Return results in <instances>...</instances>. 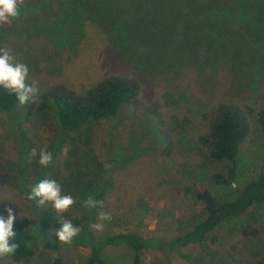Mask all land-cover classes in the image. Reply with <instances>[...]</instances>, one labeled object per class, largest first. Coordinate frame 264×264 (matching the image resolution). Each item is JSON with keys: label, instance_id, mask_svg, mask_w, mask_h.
<instances>
[{"label": "trees", "instance_id": "obj_1", "mask_svg": "<svg viewBox=\"0 0 264 264\" xmlns=\"http://www.w3.org/2000/svg\"><path fill=\"white\" fill-rule=\"evenodd\" d=\"M18 7V17L0 24V48L6 47L15 62L27 65L25 83L35 82L38 92L20 105L14 93L0 86V116L5 118L6 130L0 136L12 151L5 155L0 147V160L17 174L11 196L0 194L15 207L16 237L12 242L17 247L10 256L37 248L57 252L70 246L88 251L82 264H110L104 250L123 245L131 250L130 264H141L142 252L148 249H158L170 257L189 246L206 241L214 244L218 241L214 233L220 226L264 204V173L235 188L232 197L213 192L197 174L207 161L219 168L207 173L209 181L221 187L231 185L237 179L240 150L252 125L264 132V88L253 102H237L219 91V85L216 88L209 83L228 79L222 71L225 64L237 59L248 42L247 35L260 36L264 31V0H23ZM86 24L119 51L131 70L153 79L157 89L148 91L149 85L128 72H100L79 83L45 72L42 68L50 62L58 69L63 65H58V59L64 57L61 46H69L67 63L72 61L76 39L89 31ZM197 103L196 132L188 144L183 135L192 124L189 107ZM49 110L63 135L79 133L91 123L111 121L103 144L105 155L111 153L116 138L131 151L129 146L143 141L138 142L135 135L138 129H146L154 120L157 131L153 143H161L152 158L156 172L152 175L147 168L129 167L137 156L150 150L138 145L137 154L114 167L109 160L104 161V155L96 154L90 161L97 166L90 168L77 147L69 152V146L65 154L63 139L52 143L48 136L41 142L26 137L25 124ZM17 116L25 121L21 126ZM131 119L136 124L127 122ZM179 141L184 142L181 147L188 152L187 157L177 155ZM41 148L52 153L47 167L38 163ZM32 149H36V156L31 155ZM166 173L172 174L170 179L162 175ZM45 178L55 180L62 194L74 198L66 212L57 213L50 203L39 206L26 198L31 186ZM161 187L166 192H158ZM90 196L102 201V206L85 207ZM157 200L185 201L182 212L174 215L179 228L176 235L162 239L125 228L134 205L147 206V201ZM101 212L111 219L99 220ZM61 219L80 229L71 244L60 243L53 234ZM100 222L110 227L97 234L92 225ZM260 230L250 221L238 227L239 239L230 242L224 252L229 264H262L243 252L241 243L257 237ZM5 259L0 258V263ZM200 259L195 258L196 264ZM46 264L64 262L56 253Z\"/></svg>", "mask_w": 264, "mask_h": 264}, {"label": "rangeland", "instance_id": "obj_2", "mask_svg": "<svg viewBox=\"0 0 264 264\" xmlns=\"http://www.w3.org/2000/svg\"><path fill=\"white\" fill-rule=\"evenodd\" d=\"M85 28L89 31L84 32L82 37L76 39L78 43L76 47H73L75 48V56H72V61H68L67 63L66 54L70 53L69 46H61L64 57L58 59V61L60 60L58 65L60 63H63V65H60V69H58L56 64L50 62L51 65H44L42 68L45 72L52 73V75L55 74L58 76L56 78L66 76L70 79H75L76 83L86 80L89 75L93 76L100 72H128L137 75L145 84L149 85L150 87L147 88L148 91L153 92V89H157L153 79L143 76L140 71L131 70L130 65L124 62L119 51L112 48L100 35H96L92 26L86 24ZM255 31L253 29L251 32L254 33ZM247 39L248 42L245 47L240 49V54L237 59H233L231 63L229 62V64H225L223 67L222 71L224 74H228L229 78H221L219 83L209 82L211 85L216 86V88H219L217 86L219 85V91H224L225 96L237 102H253L255 96L264 88V31L261 32L260 36L247 35ZM59 56L61 55L59 54ZM38 77L42 78V75ZM199 87L201 88V86ZM198 106L199 103L189 107L192 124L184 131L185 134L183 135V140L188 142V144L193 141V136L196 132V112ZM48 112L47 115H38L37 119H32L29 123L25 124L23 129L26 137L36 138L41 142V140H44L48 136L52 143L63 139L66 149L70 146L69 152L74 147H77V152L85 155L84 162L90 168L97 166L93 161H90V158L96 154L104 155V161L109 160L111 167H114L119 162H123L124 158L129 159L137 154L138 145L141 148L145 147L150 150L146 154L137 156V161L129 164V167L132 165L137 169L147 168L148 170H152V175L156 172L152 158L155 156L154 151H157V149H154L156 147L159 148L161 143H153V138L157 131V125L154 120H150L149 125L147 123L146 129H138L135 135L139 138L138 142L140 140L143 141L139 144L137 143L136 146H129L131 151L128 150L126 143L124 144L123 141L116 138L114 143L111 144V153L105 155V147L103 144L107 140L106 132L112 123L111 121L91 123L90 126L83 128L79 133L70 132L63 135L52 111L49 110ZM4 120L5 118L0 116V135L2 136L6 132L3 125ZM23 121V117L17 116L19 126L23 124ZM127 122H131L132 125L136 124V120L134 119L128 120ZM76 138L80 141L77 142ZM183 144V141H179V154H177L178 156L181 154L180 157L182 158L188 155V152L181 147ZM10 146L9 142L3 140L0 136V147L5 150V155L11 154ZM132 151L134 152L131 154ZM197 155L200 158V154L197 153ZM160 164L161 162L158 163V165ZM167 165H171V162H168ZM216 169H219L217 165L206 161L198 168L197 174L204 185L223 197H232L235 188L242 186L257 174L264 173V132L257 128L255 124L252 125L250 136L240 150L238 176L234 183L226 187L213 185L207 178V173ZM15 174L0 160V194H5L8 197L11 196L15 186V181H13ZM162 175L170 179L172 174L166 173ZM157 191L166 192L163 190V187ZM146 205L138 204L133 206L130 224L125 228L137 230L145 236L159 237L162 239H169L178 233L179 228L173 219L174 215L180 214L184 209V200L177 202H168L165 200L147 201ZM7 208H11L13 214H15V207L0 198V216L7 218ZM246 221L256 224L261 230L257 237L241 240V243L244 245L243 252L249 253L256 261L260 260L264 264V204L255 206L239 218L220 226L214 233L218 237V241L214 244L206 241L203 244L189 246L180 252L173 253L170 257H165L163 252L158 249H148L142 252L141 264H196L195 258L197 257L201 258L197 264H229L224 253L225 248L230 242L239 239L237 236L238 227ZM100 223L103 224V229L97 231L94 228L97 234L109 230L110 227L106 223ZM56 253H60L64 264H82L85 261L88 251L83 248L70 246L63 247L57 252L53 249L37 248L24 255L10 256V259L6 258L0 264H46ZM103 254L110 264H130L131 250L127 246H110L104 250Z\"/></svg>", "mask_w": 264, "mask_h": 264}, {"label": "clouds", "instance_id": "obj_3", "mask_svg": "<svg viewBox=\"0 0 264 264\" xmlns=\"http://www.w3.org/2000/svg\"><path fill=\"white\" fill-rule=\"evenodd\" d=\"M23 4V0H0V24L10 23L12 18L19 15V5ZM29 69L27 65L15 62V58L10 54V50L6 47L0 48V86L14 93L20 105L26 104L30 97L34 96L38 89L35 82L26 84ZM65 154L67 149L64 150ZM31 155L36 156V149L31 150ZM52 161V153L45 148L39 151L38 163L43 167L50 165ZM109 167V165H106ZM28 200H34L39 206L45 203H50L51 207L57 213L66 212L74 203L75 200L71 195L62 194L61 186L51 179H41L31 186L27 193ZM102 201H96L91 196L84 201V206L91 209L97 205L102 206ZM7 218L0 216V258H9L14 253L17 245L12 241L16 237V232L13 230V224L16 215L13 214L11 208L6 209ZM98 219L110 220L111 216L108 213L101 212ZM59 227L54 229V236L62 244H71L72 239L78 235L80 229L74 226L70 220L61 219L58 221ZM97 231L103 229L102 223L92 225Z\"/></svg>", "mask_w": 264, "mask_h": 264}]
</instances>
